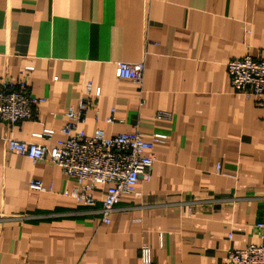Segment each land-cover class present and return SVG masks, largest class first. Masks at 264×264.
<instances>
[{
  "label": "crops",
  "instance_id": "1",
  "mask_svg": "<svg viewBox=\"0 0 264 264\" xmlns=\"http://www.w3.org/2000/svg\"><path fill=\"white\" fill-rule=\"evenodd\" d=\"M246 53H264V0H0V81L39 99L32 118L0 124V264H140L142 245L152 264H222L264 242V104L234 91L226 66ZM119 61L144 64L140 84L115 76ZM81 97L86 135L155 140L108 222L102 186L79 203L74 178L3 142L60 145Z\"/></svg>",
  "mask_w": 264,
  "mask_h": 264
},
{
  "label": "built area",
  "instance_id": "2",
  "mask_svg": "<svg viewBox=\"0 0 264 264\" xmlns=\"http://www.w3.org/2000/svg\"><path fill=\"white\" fill-rule=\"evenodd\" d=\"M230 85L236 92L253 94L262 106L264 102V53L253 57L248 53L231 58L226 63ZM31 67L27 66L25 70ZM144 71L142 62L116 63L115 76L128 78L135 83H141ZM91 84L86 86L88 94ZM39 101L28 88L25 80L11 82L7 78L0 81V124L12 125L20 120L33 117L34 105ZM87 102L81 97L76 106L66 111L67 121L60 132L64 140L60 145L42 142H25L15 138H3L9 152L24 155L32 160H50L68 176L75 179L70 194L77 202L92 206L96 199V186H102L100 213L102 220L109 221V214L114 210L120 196L135 192V185L140 176H148L153 155L150 151L155 140H144L138 132L116 133L105 136L103 131L96 129L92 135H86L78 129V124L84 122ZM158 116L168 114L158 112ZM115 118L110 115L107 122ZM53 129L43 128L34 134L39 140H50ZM30 186L38 190L45 187L39 180L31 181ZM255 227L264 240V224L257 223ZM140 264H152L150 249L142 245L139 250ZM222 264H264V242L248 244L244 248H229Z\"/></svg>",
  "mask_w": 264,
  "mask_h": 264
}]
</instances>
